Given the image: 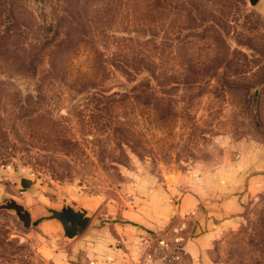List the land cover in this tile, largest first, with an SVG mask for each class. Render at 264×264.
<instances>
[{
  "label": "rangeland",
  "instance_id": "obj_1",
  "mask_svg": "<svg viewBox=\"0 0 264 264\" xmlns=\"http://www.w3.org/2000/svg\"><path fill=\"white\" fill-rule=\"evenodd\" d=\"M3 197L91 219L70 239L1 209L0 264L169 259L196 215L219 220L208 264H264V0H0Z\"/></svg>",
  "mask_w": 264,
  "mask_h": 264
},
{
  "label": "crops",
  "instance_id": "obj_2",
  "mask_svg": "<svg viewBox=\"0 0 264 264\" xmlns=\"http://www.w3.org/2000/svg\"><path fill=\"white\" fill-rule=\"evenodd\" d=\"M252 165H256V163H250V166L244 164L243 169L240 171L238 170L237 174L239 173L247 175L248 169L252 167ZM246 179V187L248 189L250 188V184L256 181V176L251 174L248 175ZM186 195L181 197L180 202H172L166 204L163 213L156 217L158 218L159 222L151 225L154 227H158L157 224L164 225L166 223V220H168L174 213L185 215L184 220L189 219L191 215H193L198 209H200L201 205L194 195L190 193ZM214 203L215 202H213L212 204ZM232 205L235 207V202L229 201V203L225 204L224 207L229 208L230 206L231 208ZM218 221L219 220L216 221L210 217L204 219L203 217L199 218V215L194 216L188 235L184 237L183 241L179 244V246L181 245L180 249L175 252L178 255L177 259L169 260L157 257L151 258V253H149V251L147 250H144L143 247H140L139 250L133 255L135 257H131L132 253H130L125 247L123 248L125 257H130L131 259L124 258L122 264H208L209 258L207 252L209 245L215 236ZM182 224H185V222H183ZM121 241L122 238L118 239L117 236H115V240H112L111 242L113 244L120 245V243H122ZM129 242L131 241L129 240ZM115 252L116 249L114 252H112V254H116ZM117 257L121 259L120 256Z\"/></svg>",
  "mask_w": 264,
  "mask_h": 264
},
{
  "label": "water",
  "instance_id": "obj_3",
  "mask_svg": "<svg viewBox=\"0 0 264 264\" xmlns=\"http://www.w3.org/2000/svg\"><path fill=\"white\" fill-rule=\"evenodd\" d=\"M256 1L257 0H249L251 4H254ZM19 183L22 188H26L32 183V180L30 178L20 177ZM63 202H66V199H63ZM1 209L13 211L24 227L37 225L43 220L54 219L60 225L63 236L70 239L81 235L87 228L91 219L84 208H75L67 204L63 205L60 209L48 207L46 208L47 215L32 220L29 211L12 197H3L1 199L0 210Z\"/></svg>",
  "mask_w": 264,
  "mask_h": 264
},
{
  "label": "built area",
  "instance_id": "obj_4",
  "mask_svg": "<svg viewBox=\"0 0 264 264\" xmlns=\"http://www.w3.org/2000/svg\"><path fill=\"white\" fill-rule=\"evenodd\" d=\"M178 258V255H174V256H171L170 258H169V260L170 259H177Z\"/></svg>",
  "mask_w": 264,
  "mask_h": 264
}]
</instances>
